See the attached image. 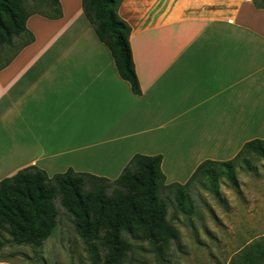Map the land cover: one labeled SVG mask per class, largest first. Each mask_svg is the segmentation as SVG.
Masks as SVG:
<instances>
[{"label":"crops","instance_id":"0c3cea01","mask_svg":"<svg viewBox=\"0 0 264 264\" xmlns=\"http://www.w3.org/2000/svg\"><path fill=\"white\" fill-rule=\"evenodd\" d=\"M30 16L34 41L0 70V181L35 167L109 181L161 156L165 184L264 139V8L251 0H122L132 95L81 0Z\"/></svg>","mask_w":264,"mask_h":264},{"label":"trees","instance_id":"16d2710c","mask_svg":"<svg viewBox=\"0 0 264 264\" xmlns=\"http://www.w3.org/2000/svg\"><path fill=\"white\" fill-rule=\"evenodd\" d=\"M251 1L256 9L264 8V0ZM121 2L81 0V6L96 39L109 51L118 76L129 85L132 95L138 97L141 92L129 45L130 28L118 16ZM46 6L49 14L31 13L24 0H0V46H9L14 38L23 40L0 70L34 41L25 27L30 16L61 18L59 0H46ZM251 156L264 160V139L246 143L230 161H204L184 185L165 184L161 156H133L113 181L72 170L49 178L35 167L26 168L0 181V250L6 244L5 235L17 246H40L57 225V200L73 218L75 231L88 246L100 243L107 247L103 263L116 264L121 259L118 248L124 235L153 246L177 240L178 233L165 219L171 200L168 196L162 198L159 190L180 195L182 190L216 176L226 177L236 186L235 165ZM99 235H103L100 240Z\"/></svg>","mask_w":264,"mask_h":264},{"label":"rangeland","instance_id":"374dc122","mask_svg":"<svg viewBox=\"0 0 264 264\" xmlns=\"http://www.w3.org/2000/svg\"><path fill=\"white\" fill-rule=\"evenodd\" d=\"M31 13L49 14L46 0H24ZM14 38L0 46V66L22 43ZM236 186L216 176L181 191H158L170 198L166 221L176 241H134L124 235L116 264H264V160L251 156L235 165ZM57 225L38 247L17 246L5 235L0 264H104L107 247L88 246L77 234L73 218L55 202ZM103 235L98 236L100 240ZM97 255V256H96Z\"/></svg>","mask_w":264,"mask_h":264}]
</instances>
